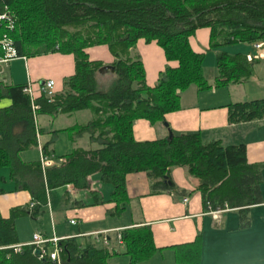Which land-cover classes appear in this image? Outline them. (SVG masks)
I'll use <instances>...</instances> for the list:
<instances>
[{"label":"trees","instance_id":"16d2710c","mask_svg":"<svg viewBox=\"0 0 264 264\" xmlns=\"http://www.w3.org/2000/svg\"><path fill=\"white\" fill-rule=\"evenodd\" d=\"M4 13L11 21H0V39L7 35L19 57L72 54L75 72L64 79L60 92L49 96L40 91L34 99L25 92L27 85L0 81V100L12 102L0 110V167L10 168L34 203L32 210L24 205L13 208L8 218L0 215V264H57L40 259L33 245L15 252L12 246L19 244L15 220L28 214L36 218L48 204L50 190L66 185L90 188L89 177L95 173L112 186L111 198L120 212L128 199L127 174L146 172L154 189L171 190L174 184H168L165 176L171 180L172 168L185 167L199 180L206 207L240 208L245 224L244 211L260 200L261 180L259 165L248 162L246 144L203 142L199 132L137 140L133 126L138 119L165 124V115L180 109L182 92L191 85L211 87L204 75L205 53L190 43L198 29L210 30V49L264 42V0H0V15ZM140 38L156 41L166 59L177 63L160 72L154 87L146 83L140 56L132 53ZM99 45H106L114 57L108 85L99 74L106 64L87 52ZM253 62L242 52L219 53L216 85L247 80ZM85 110L92 119L65 130L74 140L88 134L97 148H76L55 158L44 145L43 155L52 160L45 169L41 160L20 158V152L39 147V137L46 132L37 123L39 115ZM263 118L264 98L228 105L230 124ZM121 238L129 264L144 263L157 251L147 227L127 228ZM59 246L62 264H109L111 253L106 248L83 245L76 238L62 239ZM173 248L178 264H201L200 235Z\"/></svg>","mask_w":264,"mask_h":264},{"label":"crops","instance_id":"0c3cea01","mask_svg":"<svg viewBox=\"0 0 264 264\" xmlns=\"http://www.w3.org/2000/svg\"><path fill=\"white\" fill-rule=\"evenodd\" d=\"M190 43L195 51L205 53L204 75L211 87L202 90L197 85H191L181 93L180 109L165 115L168 127L163 122L152 125L146 119H138L133 126L134 136L137 140H154L167 136L168 129H171L175 134L199 132L203 142L221 140L224 145L246 144L248 162L259 165L261 180L260 200L244 211L247 217L245 224H243V213L240 208L211 206L213 210H221L214 217L204 204L202 193L198 189L199 180L185 167L172 168L169 181L170 185L174 184V188L171 190L154 189L146 172L127 174L128 199L125 208L120 212L116 211V204L111 198L112 186L103 182L99 173H95L89 177L90 188L77 189L72 185H66L50 190L48 204L42 207L36 218L30 214L17 218L15 220L17 233L18 227H21L20 221L31 230L28 244H22L25 240H21L18 233V245H31L36 233H40L47 239L76 238L83 245L88 242L98 248H106L111 253L108 258L109 264H129L130 256L125 253L126 245L123 240L118 239V236L127 228L147 227L152 232L157 251L153 257L141 264H178L173 246L191 242L198 235L201 239V264H264V118L238 124H230L228 121L229 104L264 97L254 96L257 95L256 92H252L251 96L246 94L244 98H234L229 91L219 93L221 88L246 84L255 78L258 71L254 65L263 61L264 58L252 60L254 61L252 74L242 83L217 86V58L219 53L224 51L215 50L217 57L212 60L215 73L210 78L206 74L207 68L212 67L210 66L212 61H207L208 54L216 49H210L209 46L210 30L198 29L190 38ZM254 44L248 45H252L250 51L242 52L247 55V59L248 55H255L258 52ZM135 49L144 65L146 83L150 87L156 86L160 72L168 65L177 66L176 62H169L166 59L164 50L156 41L147 43L144 38H140ZM87 52L91 59L101 60L106 65L114 61L106 45L88 48ZM2 68L7 84L30 85L35 95H39L40 84L37 85V83L53 80L54 91L58 93L62 90L64 79L74 74L75 60L72 54L56 52L42 56L18 57ZM192 86L196 87L191 93ZM188 90L190 93H187ZM205 90L212 93L201 96L202 91ZM11 104L9 99L0 100V110L10 107ZM85 111H78L71 115H45L47 119L44 120V124L47 128L44 124L40 125L38 120L39 127L46 131L39 137V147H31L20 152V158L24 162L41 160V147L44 145H49L51 157L55 158L67 155L76 148H97L98 143L91 141L88 134L74 140L70 130H65L83 123L76 122L70 125L66 122L61 124L68 125L64 128L55 127V122L60 119L68 120L75 114ZM91 119L92 115L88 120ZM64 134L68 136L69 146H66L68 150L58 155L56 154L57 144L60 136ZM85 135L89 145L84 143ZM33 148L38 150V155H33L31 159L26 160L23 154ZM184 199H187V202H184ZM33 204L30 192L21 188V184H17L10 168L0 167V215L8 218L13 208L28 205L32 210ZM45 208L48 213L44 210ZM41 216L43 218L45 216V219H41ZM36 223L45 225L44 232L35 227Z\"/></svg>","mask_w":264,"mask_h":264},{"label":"rangeland","instance_id":"374dc122","mask_svg":"<svg viewBox=\"0 0 264 264\" xmlns=\"http://www.w3.org/2000/svg\"><path fill=\"white\" fill-rule=\"evenodd\" d=\"M219 49V50H218ZM252 49V45L251 46H248V45H245V44H240V45H229V46H224V47H219V48H216L214 50H212L210 52V54H208V59L207 61L209 60H214L215 57H217V51L220 52V51H230L228 53H235L237 51H241V52H247V51H250ZM217 50V51H215ZM136 51V49L134 50ZM133 53V52H132ZM135 55H138L137 51H136V54ZM214 61H212V67H210V69L207 68V76L211 78V76L215 73V68H213V63ZM4 67V66H2ZM254 67H256L257 69V75L255 76V78L251 79L248 83L246 84H242V85H239V86H230V87H225V88H221V90L219 91V93H225L227 91L231 92L232 96L235 98L237 97H241V98H244L247 95L251 96V93L252 92H256L257 95H254V96H261V97H264V60L259 62V63H256L254 65ZM3 70V68H2ZM5 76H4V73L1 74V78H0V81H4L5 82ZM112 80V75L110 73H107L105 75H102V82L104 84H109V82ZM211 81V80H209ZM40 83L38 82L37 85H39ZM196 86H192V90H191V93L192 91H194ZM245 87V88H244ZM190 90H188L187 93H190ZM203 93H201V96H204V95H208L212 92H208V91H202ZM248 98V97H247ZM250 98V97H249ZM251 98H254V97H251ZM260 98V97H258ZM189 101V100H188ZM187 104V103H185ZM91 115L92 113L90 111H85L84 113H81V114H75L74 116H72L71 119H68L66 120L65 118H62L60 119L58 122H55V127L59 126V127H66L68 125H61L63 123H68V124H72L74 125L76 122L77 123H87L89 120V116L91 118ZM47 119V117H45V115H39L38 116V120H39V123L40 125L41 124H44V120ZM44 127L47 128V125L44 124ZM84 143H89V140L87 138V136L85 135L84 136ZM58 145V148H56V154L58 155H61V154H64L66 152V150H68V148L66 146H69V140H68V136L67 135H61L60 136V141L59 143L57 144ZM89 145V144H88ZM93 147H95L93 144H92ZM33 155H38V150L36 148H33L32 150H29L27 151L25 154H23V157L27 159H31L33 157ZM65 193V192H63ZM64 195V194H63ZM46 212H47V209L45 208L44 209ZM43 210V211H44ZM48 213V212H47ZM46 217H48V215H46ZM41 219H45V216L43 218V216H41ZM21 222V221H20ZM19 222V226L21 227H18V233L20 235V239L21 240H25V242H23L22 244H28L27 241H29L30 237H31V230L29 229V226H26V224H20ZM25 223V222H23ZM44 224V222H43ZM43 224H40V223H36L35 224V227L36 228H39V231H43L44 232V228H45V225ZM21 234H22V237H21Z\"/></svg>","mask_w":264,"mask_h":264},{"label":"built area","instance_id":"2783aa9c","mask_svg":"<svg viewBox=\"0 0 264 264\" xmlns=\"http://www.w3.org/2000/svg\"><path fill=\"white\" fill-rule=\"evenodd\" d=\"M2 20L11 21L7 13L0 15V21ZM11 25L12 24L10 22V26ZM254 46L258 52L255 55H248L249 61L264 58V42L255 43ZM18 57H19L18 52L15 46L13 45V41L9 37H7V35H5L2 39H0V78H1V74L3 73L1 69L2 66L7 65L8 63H10V61ZM39 91H41L42 93H47L49 96L52 95L54 93V81L47 80V81L41 82L39 85ZM25 92L28 93L32 97V99H34L35 93L30 85H27L25 87ZM37 108L38 106L33 104V110L36 111ZM51 161L52 160L50 158L44 156L42 153L41 163H42L43 169L51 166V163H52ZM184 202H187V199H184ZM208 209L214 217H216L221 212L220 209L213 210L210 204H208ZM118 239L120 241L122 240L121 235L118 236ZM59 242H60V239L56 237L52 239H47L43 237L40 233H36L34 235L33 242L31 243V245L35 246V251L36 250L40 251V254H39L40 259L49 258L52 261L56 262L57 264H62V260L60 257L61 248L59 246ZM22 247H23L22 245H16V246H13L12 248L15 250V252L19 253L22 251Z\"/></svg>","mask_w":264,"mask_h":264},{"label":"water","instance_id":"95a60500","mask_svg":"<svg viewBox=\"0 0 264 264\" xmlns=\"http://www.w3.org/2000/svg\"><path fill=\"white\" fill-rule=\"evenodd\" d=\"M114 71H115V66L114 65H111V64H107V65H104L103 67H101L99 69V74L100 75H105V74H107L109 72H112L113 73ZM165 126L168 127L167 122L165 123ZM168 132H169V138H173L174 134H173L172 130L171 129H168ZM168 178H169L168 176H165V180L168 182V184H170L171 182L168 180ZM35 253H36V255L39 256L40 251L39 250H36Z\"/></svg>","mask_w":264,"mask_h":264}]
</instances>
